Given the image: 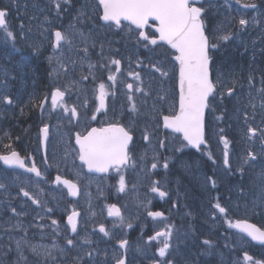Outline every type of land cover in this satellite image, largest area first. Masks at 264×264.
I'll return each mask as SVG.
<instances>
[{"label":"snow or ice","instance_id":"obj_1","mask_svg":"<svg viewBox=\"0 0 264 264\" xmlns=\"http://www.w3.org/2000/svg\"><path fill=\"white\" fill-rule=\"evenodd\" d=\"M240 0H236L239 3ZM210 3V0H209ZM54 8L56 11V18H59L64 6L71 5L72 0H53ZM205 0H97L96 9L99 19L105 22L108 27L114 26L116 29H127L129 36L135 31V40L137 45L142 46L145 49L154 51L152 46L167 45L174 50L173 59L178 65V86H179V102L178 108L173 106L169 114H161L162 126L165 129L171 130L172 133H179L182 135V141L179 147L175 148L176 152H184L185 148L192 147L197 150L202 145L207 146L208 140L205 138V114L211 112L215 115L216 108L223 105L225 96L232 97L236 92V85L238 81L235 78V74L231 80H225V73L216 68L213 63V58L210 55L212 50L219 47L221 42L229 41L232 38L231 32H224L223 28L217 29L212 34L211 38L209 34H206V19L208 9L204 6ZM199 5V6H198ZM226 8L232 7L228 0H225ZM86 7V6H85ZM244 8L256 9L258 5L255 0L250 3H245ZM9 16V9L7 7H0V30L4 32V38L11 40L13 46H15L16 34L9 29L7 17ZM36 17H33L35 19ZM88 18V12L85 8L78 10L75 20L77 22L82 19ZM124 22H127L125 24ZM151 22V23H150ZM52 21L48 15L43 17L40 23V27L43 28L44 24L51 26ZM251 23L256 24L259 21L253 18ZM238 24L241 30L246 29L250 21L245 18H240ZM24 24L21 23V34L24 32ZM70 27L75 28V25ZM152 27L155 29V33L149 35L145 29ZM31 31V28L28 29ZM158 33V35H156ZM55 49L61 50L62 42L66 45H71L72 40L68 35L62 31H55ZM80 35L83 37V33ZM95 47V44L92 45ZM34 48L39 52V46L34 45ZM85 56L88 55V48L82 49ZM101 55H103V45H101ZM107 63H101V69H108L111 72L110 65H115V71L107 76L108 81L111 82V86L114 88L117 83V75L121 71V61L113 58H104ZM49 64L54 61L59 65V70H65L66 66L61 62L60 58L55 54L48 57ZM158 62H150V67L159 73L160 77L166 78L169 76V72L164 69L163 66H157ZM143 64L142 60H137V65ZM90 69L96 68L95 64H89ZM175 67V66H174ZM59 70L57 68L52 69V75L58 76ZM215 74V75H214ZM93 80L96 79L95 75L90 72ZM129 76L133 77V83H126L125 88L127 90V101L129 104V111L132 114H139L140 108L137 106L135 93H141L142 96H149L151 93L146 92L142 87L143 80L141 79L139 72H129ZM9 73L4 71L5 79L0 81V103L5 105H12L14 100L11 95L7 93ZM82 79L87 80L88 76H83ZM254 75L249 74L248 84L249 88L255 87ZM134 84L136 85L134 87ZM96 99L99 101L98 106L94 110V114L90 117L91 120H96L97 114L103 113L108 115V96L115 95V93H109L105 83L100 82ZM68 92L67 88L62 89L56 86L50 95V107L55 110L60 108L64 113H70L69 122L73 118L80 119V113L75 106L69 107L65 102V96ZM249 99L247 101L246 108L243 110L242 115L247 131L245 133L247 140L251 142L259 141V152L253 151L249 148L246 154L241 158L238 166L235 167L230 163L229 147L230 141L227 136L223 135L224 129H219V140L223 143L222 164L224 169L229 174L234 172L239 173L241 179H243L246 170L255 166L258 162L264 161V126L253 127L249 123V120H255L257 114V108L260 113L264 114V76L260 78V87L255 89V95L251 91L248 93ZM49 97L46 96L39 105L41 112L44 111V104L48 102ZM160 101L167 99L166 95L158 96ZM259 101L257 104L256 101ZM145 104L146 100L143 101ZM35 106V105H34ZM153 109L156 112H160V109L156 108L155 104ZM247 109H251L249 114ZM23 111V110H21ZM216 120H223V116H215ZM159 126V125H158ZM45 140L49 136V126L47 124L40 130ZM143 139L148 141L150 135L145 129ZM133 142L132 125L125 127L118 120H109L106 123H102L100 127H91L90 130H86L84 133L77 132L75 134V143L79 146L77 150L78 159L82 162L83 166H86L89 172L104 173L115 172L118 176V191L124 192L126 188L125 177L123 172L132 161L130 155L129 146ZM161 148L165 147V141L162 139L159 141ZM10 147V146H8ZM213 164L215 160L210 151L205 153ZM155 159V158H154ZM0 160L10 166L24 168L26 171L34 173L36 177H42L40 169L35 166L33 162L31 167L25 164L24 158H21L19 153L11 151L8 155H0ZM164 169L169 167V158H165L160 165ZM184 166L191 167V165L184 163ZM158 167V162L151 164L152 169ZM80 175L79 171L75 173ZM256 181H258V196L253 201V211L259 207L261 212H264V167L261 171L256 173ZM56 184H63L68 188L71 196L79 195V188L76 183L71 180L63 179L60 175L55 177ZM206 182L211 185L212 188H216L217 182L212 177H206ZM159 181L153 182L152 192L158 193L160 197L168 195L167 192L161 191L156 185ZM38 187V185H37ZM0 190L4 192L8 191L7 186L4 183H0ZM42 191V189L40 190ZM243 192V189H240ZM20 194L23 197L31 201L37 208L46 209L47 213H51L52 209L47 208L42 201L34 196L31 192L25 190L23 187L19 189ZM216 203L213 204L214 214L218 211L219 214H224V219L228 223L229 227L239 229L240 232L246 233L254 241H258L264 244V228L257 227L255 224L249 223L247 220H237L233 223L227 217L228 209L221 205L220 198L215 197ZM7 211L14 217H21L27 215V211H17L16 207H13L10 201H6L3 205ZM108 216L115 217L123 224L125 218L121 212V209L117 205L112 204L108 206ZM149 216L153 218L164 217L163 212H149ZM191 215V213H189ZM80 213L73 210L71 215L67 217V224L70 226L71 235H65L63 237L64 244L61 246L58 243H53L51 246L42 244H33L29 241L27 236L28 229L25 228L21 221L17 220L15 223H10L6 227H3V231L8 235L10 241L13 240L10 235L13 231H22L24 236L17 238L13 243L5 244L3 247V254L0 256V264H131L128 260V248L129 241L127 239H121L118 241L120 254L113 253L112 257L108 258V252L104 251L105 259L103 261H97L96 256L99 255V251L95 248H85V245H91L93 242L86 237L81 238L78 230V217ZM39 220H43L44 216L37 213ZM52 225L59 227L56 220L51 221ZM41 230L44 228L43 224L34 225ZM127 227L131 228L130 223ZM173 225H167L166 230L157 231L154 236L148 238V243L153 241L157 242L159 259H153L152 264H175V258L173 256L174 251H178L179 245L173 244ZM99 231L104 236H109V232L104 225H100ZM82 240V242H81ZM203 245L207 249L205 254L211 255L214 248V242L208 239L202 241ZM225 247H228L226 244ZM138 251H142L138 249ZM26 252L30 253L34 258L29 260V256ZM72 252H76V255H71ZM243 260L246 264H264V260H257L245 252ZM185 264H191L189 261H185Z\"/></svg>","mask_w":264,"mask_h":264},{"label":"rangeland","instance_id":"obj_2","mask_svg":"<svg viewBox=\"0 0 264 264\" xmlns=\"http://www.w3.org/2000/svg\"><path fill=\"white\" fill-rule=\"evenodd\" d=\"M228 2L232 5L230 9L226 8L225 0L220 3H211L208 9L210 17L207 18V29L210 37L217 31V29L221 27L223 28L224 32L232 33V38L229 41L221 42L219 47L214 50L215 66L225 73L224 78L226 81L232 79L230 74H233L234 67L238 66V59L232 58V49L241 47L246 38L245 35L249 34L251 30L264 29L262 26L264 25V6H258L256 9H251L244 8L243 5L245 3H236V0H228ZM0 4L11 9L13 15L10 18L8 26L9 29L16 34L15 46H13V42L11 40H6L4 38L3 30L0 31V81L5 79L4 71L7 70L9 73V76L7 77V93L11 95L14 100L12 105L0 103V113H7L6 117L3 119L8 122L10 126H16V122L21 119L15 109V104L17 103L16 101H18V97L21 100H24L25 104L29 103L33 97H36V93L29 91L25 84V78L29 77L30 73L32 76V71L29 70L28 59L42 57L48 61V57L55 54L66 66V71L59 70V65L55 61L49 65L52 67V69L57 68L59 70V75L55 77H67L68 82H66V85L70 88V90H72L71 83L74 81H70L69 78L77 77L79 87L78 94L81 95L83 93V89L89 88L88 86H83L81 84L82 77L88 76V78H92V75H90L91 72L95 75L99 82L105 83L109 93H115V95H112V99L108 100L110 103L108 105V108L110 109L108 115L111 117L109 119L118 120L120 122L119 117L121 115H126L127 124L125 121H123V124L127 126L132 125V130L136 131L137 140L134 147V164L136 167H140L139 169L142 170L148 166V164L146 165L145 162H138V155L144 154L143 156L145 157V154H149L147 151L157 144L160 146L159 141L163 139L165 141V147L163 148L165 156L161 158L159 165L163 163L165 158H169L168 172L170 173L171 171L174 174H177L176 188L182 191L192 190L191 182L196 180V182L201 187L208 185L206 190L224 191L227 195H229V199L226 201V206L233 207L235 211H246L248 206L253 205L252 198L255 199L259 194L256 173L260 172L261 168L264 167V161H260L252 168L247 169L243 179H241V177L238 175L236 178L239 179L238 181L227 180L228 178L222 175L224 172V166L221 163L219 166V174H221L222 177H219L216 180V188H212L211 185L206 182V178L203 176H194V168L197 169L198 174H201L200 167L202 169L203 167L201 165L199 167L197 164H190V160L187 158L188 153L186 148L182 153L175 151V148L180 146L182 140L180 138L177 139L174 136L160 134L162 127V120L160 119L161 114H169L173 106L178 108V92L177 83L175 80L177 66L172 58L173 52H171L166 46L157 45L156 47H152L155 49L152 51L137 45L136 40L133 39L132 43H134V46L130 45L129 38L135 37L133 33L130 37L126 28L124 30H118L115 27H108L100 22L97 11L93 10L96 9L97 6L96 0H72L71 5L64 6L58 19H55L56 11L53 0H0ZM81 8H85V11L88 12V18L77 22L74 18L78 10ZM45 15H48L52 21L51 26L55 23H58L59 21L61 22V25L63 26V30L61 31L70 37L72 40L71 45L62 44V48L59 51L54 49L53 45L50 44L51 40L53 41V37L49 35V24H44L43 26L48 29V32L47 29L40 28V23ZM33 17L36 18L33 19ZM242 17L250 21L249 26L244 30H241L238 24V20ZM253 18H256L259 23H251ZM21 23H23L25 26L23 35L21 34L20 29ZM71 25H75V28L70 27ZM29 28H31L30 32L28 31ZM81 32L84 34L83 37L80 35ZM123 42L126 43L124 49ZM93 44H95V47L92 46ZM34 45L39 46V52L35 50ZM101 45H103V55H101ZM85 47L88 48L87 56H85L84 52L82 51V49ZM108 57L121 61V71L117 75V83L114 88L111 86V82L108 81L107 76L115 71V65H110L111 72L107 68H100L101 63H107L104 58ZM138 59L143 61V64L140 66L137 65ZM150 62H158L157 66H163L164 69L169 72V76L166 78L160 77L159 73L155 72V70L150 67ZM89 64H95L96 68L90 69L88 67ZM129 72H139L141 79L143 80L142 87L146 90V92L151 93V95L147 97L142 96V94L138 92L134 94L137 106L140 108V113L138 115L132 114L129 111L127 95L125 98H123L125 101L123 100L122 104L117 103L118 89L122 87L123 93L126 94L127 90L125 88V84L133 83V77L128 75ZM51 73L52 72L49 73L50 78L54 76ZM36 75L38 76V73ZM236 79L238 80V76H236ZM135 86L136 85L134 84V87ZM0 87H2V85H0ZM91 87L95 88V85H92ZM249 91L255 95V89H250L248 87L246 89L238 90V92L233 95L234 97L232 96L233 98L227 100L225 108L228 112L231 111L233 116H229L228 118L227 115H222L224 113L221 112L219 106L216 108V111H219V113L215 111V115H213V119H215V116L220 115L225 117L223 120L229 119L226 125L232 124L234 127L237 125L244 127L242 131H240V135L243 136L244 143L240 141V145H238L240 158H238L236 152L230 153V163H232L234 167L239 165L241 158L246 154L249 148L256 152H259L260 150V142L257 140L250 143L245 135L247 128L244 123L242 112L246 108L247 101L249 99ZM73 93H75V91L71 94L73 95ZM160 95H166L167 99L165 101H160L158 99V96ZM109 97H111V95ZM84 98L91 105V100L86 95V93ZM144 100L147 101L146 104L143 102ZM256 102L258 104V100ZM154 104L156 108L160 109V112L154 111ZM247 110L249 114H251V109ZM86 120L91 122L90 116H85L82 118L83 122ZM215 121L217 122L216 119ZM263 121L264 116L257 113L255 120H249V123L251 126L258 128L263 124ZM23 127H27V125L24 123ZM145 129H147V132L150 135V139L148 141L143 139ZM24 131L25 130L23 129L21 130L19 135L20 139L30 138L32 136L31 132L28 131V134H25ZM17 133L18 131L15 134ZM238 136L239 131H237V133H233L232 135L234 139H237ZM65 137V134H59L56 130L53 141L56 140L58 143H63L65 141ZM10 139H12V136H5L0 124V141H7ZM254 146L257 148L254 149ZM205 151L206 150H204L200 155L196 156V159L200 164L204 163L203 159L206 156V154H204ZM216 152L219 154L218 156L222 155L220 150H216ZM53 156L57 160L61 159V157L56 152H53ZM185 162L191 165V167L186 168L184 166ZM138 171H135L134 168H132L130 179L128 180L129 187H126V194L128 195L130 192L132 197L128 203H125L123 208L125 222L121 224L117 219H114L111 227L109 228V234L111 235L120 234L114 230L117 227H119V229H121V227H126L128 233L133 234L134 239L131 243L130 251H128L130 254L129 261H131V264H144L146 261L152 262L153 259H156V256L158 255V251H155L154 247L148 243V241H145V227L142 226L144 221L141 219V216L144 217L146 209V203L142 201V195L148 191L147 189L151 181L147 182L142 180L144 175H137L136 172ZM19 182H16V180L7 173H0V183H4L8 189L11 187L10 185H18L20 188L23 187L25 190L31 192L34 196H37V198H39L42 201V204H45L47 208L52 209L51 213H47L46 209L37 208L36 205H33L31 201L26 198L30 203L32 214L34 216L31 227H35V224H41L39 221H37V213L43 215L45 218H47V220H56L59 225L57 228L56 226L52 225V223L47 224L48 222H46L43 224L44 228L42 230L35 227L37 235L39 237L48 239L43 240L44 243L48 242V244H46L48 246H51L53 243H58L63 246L64 242L60 237L62 229L60 218L57 214L53 213L54 211H61L62 209L60 195L53 192L42 196V191H40L42 189L40 188L41 182L37 179H33V181L23 179ZM92 184V179H89L85 182V186L87 188H90ZM240 189H243V192H241ZM5 195L7 194H5L4 190H0V203L3 202V197ZM213 197L219 196L214 194ZM83 200L86 202V206L89 209L88 212H94L92 207L95 203L93 201L96 199L90 196H85ZM190 207H192V209L195 207L194 201L191 202ZM97 208L100 213L104 209L108 210V206L103 208L102 204L100 207L97 206ZM201 210L204 211L202 205ZM1 219L2 217L0 215V221ZM128 223L132 225L131 228L127 227ZM211 224V231L214 233L213 235L215 237H219L216 235V233L219 232V225H217L216 222H211ZM155 225L156 229L161 231L166 229V226L169 224L156 222ZM180 226L191 233H195L197 237H201L199 235V230H196L192 224L187 227L181 224ZM139 227L142 228L140 229ZM181 233H183L181 229L178 230V234L175 229H173V239H179L181 237ZM95 234L99 235L100 233L95 230ZM125 235L126 233H122L120 234V237ZM6 237L7 240L3 237V235H0V256L3 254L4 245L11 243L9 242L8 235ZM92 240L93 245H85L84 247L95 248L99 251V255L96 256L97 261H103L105 259L104 251L108 252L109 259L112 257L113 253L117 255L120 254V249L117 250L114 244L105 246H103L104 244L97 245V240L94 238H92ZM152 243L157 242L153 241ZM138 249L142 251H138ZM28 256L30 261L34 259L31 258L32 256ZM5 264H8V262L6 261Z\"/></svg>","mask_w":264,"mask_h":264},{"label":"flooded vegetation","instance_id":"obj_3","mask_svg":"<svg viewBox=\"0 0 264 264\" xmlns=\"http://www.w3.org/2000/svg\"><path fill=\"white\" fill-rule=\"evenodd\" d=\"M242 1L252 2V0ZM255 3L258 6H264V0H255ZM204 6L206 7V5ZM207 8L209 9L208 6ZM10 15L11 10L9 9V16L7 18L10 19ZM55 19L58 18L55 17ZM262 26L264 27V25ZM43 29L47 28L43 27ZM48 29L50 33L49 35L53 37V41L51 40L50 44L55 47L54 32L57 30H63V26L59 21L52 26L49 25ZM133 35L135 36V31H133ZM245 37L246 38L241 47L232 49V58L238 59V66L234 67L235 78L238 76V80L236 79L238 81L236 85L237 91L249 87L248 76L250 73L254 75V89L260 87V78L261 76H264V29H253L249 32V34H246ZM130 45L134 46V43H131ZM48 64L49 63L38 59H33L31 61L30 65L33 73L32 76L25 80V84L29 91L36 93V97H33V99L27 104H25L24 100H21L18 97V101H16L17 103L15 104V109L19 116L23 117V120H21L22 122H16V126L14 127L10 126L9 124L2 123L1 129L5 133V136H12V139L0 141V154L17 150L20 153V156L24 158L25 164L28 167H31L34 162L35 166L40 169L43 175L42 177H36L34 173L28 172L24 168H7L4 167L1 162L0 173H7L13 179H15L16 182H19L23 179L28 181L37 179L41 182L40 188H42V196L53 192L60 195L62 209L61 211H54L53 213L57 214L60 218L62 228L60 237L63 242V237L65 235H71L70 226L67 224V217L71 215L73 210H75L80 213V216L77 218V230L81 238L86 237L91 241H93L92 238H94L97 240V245L104 244L103 246H105L114 244L117 250H119L118 241L121 239H127L129 241L128 251H130V246L134 237L133 234L128 233L126 227H121V229L117 227L114 229L120 234L126 233V235L123 237H120V234H110L106 237L99 231L100 225H104L106 230L109 232V228L111 227L113 220L117 218L108 216V210L105 209L100 213L97 206L100 207L102 204L103 208H105L106 206L115 204L121 209L123 214L125 203L130 201L132 195L130 192L128 195L126 194V188L124 192L118 191V176L115 172H110L103 175L91 174L88 172L86 166L82 165L77 155L78 145L75 143V134L77 132L84 133L92 126L100 127L102 123L112 120L109 119L111 118L109 115L105 116L103 113H99L97 114L96 120H91L92 123L90 125L89 120H86L85 122L82 121L83 117H91L94 114V110L99 103V101L96 99V95L98 94L96 90L98 89L100 82L97 78L95 80H93V78H88L87 80L82 79L81 84L83 86H88L89 88H82L83 93L79 95L77 77L69 78L70 81H74L71 83L72 90H70V88L66 85V82H68L67 77L57 78L53 76L48 78L46 76V71H48V75L50 72H52V67ZM37 73L38 76L36 75ZM175 80H177V72ZM92 85H95V88L91 87ZM56 86H59L62 89H68V92L65 96V102L69 107L75 106L77 108V111L80 113L79 120L73 118L71 122H69L70 113H64L60 108H56L55 110L51 109L49 94ZM74 91L75 93L72 95L71 93ZM85 93L91 100V105L87 100H85ZM46 96H48L49 99L48 102L44 104V111L41 112L39 105ZM109 96L107 98L108 105L110 104L108 100L112 99V95L111 97ZM125 97L126 94L119 89L117 103L122 104L124 100L123 98ZM227 99L228 97L225 96L223 105L226 104ZM223 105L219 106L221 112L224 113L222 115H227L228 117L233 116L231 111H227V113L226 110H224ZM216 112L219 113V111ZM257 113L264 116V114L260 113L259 108H257ZM6 115L7 113H0L1 117H6ZM224 118L225 117L223 116V119ZM119 119L120 123L123 124V121H125L127 124L126 115H121ZM206 121V139L208 140V147L203 148L199 152H196L194 149L186 148L188 153L187 158L190 160V164H197L199 167L200 165L203 167V169L200 167L201 174H198L197 169L194 168V176H203L204 178L212 177L213 179L217 180L219 177H222L221 174H219V166L222 163V155L218 156L219 154L216 152V150H220V152L223 154V143L219 140V129H224L223 135L227 136L230 141L229 158L230 153L234 152H236L238 158H240L238 145H240V141L244 143L243 136L240 135V131H242L244 127L239 125L234 127L232 124L226 125L229 119L217 120L216 122L215 119H213V114L211 112L207 113ZM24 123L27 125V127H23ZM45 124L49 126L50 135L46 147H44L41 142L40 131ZM124 126L129 127L127 125ZM262 126H264V121L260 127ZM22 129L25 130V134H28V131L31 132L32 136L30 138L20 139L19 135ZM54 130H59L60 133L66 135L65 141L63 143H58L56 140L53 141ZM17 131L18 133L15 134ZM237 131H239V136L237 139H234L232 135L233 133H237ZM132 134L134 135V140L130 148V155L132 157V161H134V147L137 140L136 131L132 130ZM160 134L174 136L177 139L180 137V135L163 130L162 127ZM255 148L257 147L254 146V149ZM163 150L164 149L157 144L150 149L147 157H143L142 154L138 155V162H145L146 165L148 164V166L143 170V180L147 182L151 181L147 189L148 191L142 195V201L146 203L144 217L141 216V219L144 221L142 226L145 227V241L147 242L148 238L150 236H154L158 231L155 225L156 222L168 223L174 226L177 234L179 229L183 231V233L180 234L181 237L179 239H173V244L179 245L178 251L173 252L175 264H185V261H189L191 264H246V262L243 260L245 252L257 260H264V244H259V242L252 240L250 237H247L245 233L240 232L239 229L229 227L228 223L224 219V214H219L218 211L214 214V209L212 206L216 203V200L213 196L214 194H217L220 197L219 202L222 206L228 209L227 217L233 223H235L237 220H247L249 223L264 228V212H261L259 207L255 208V211H253V205L248 206L246 211H235L233 207L226 206V201L229 199V195H227L224 191L206 190L208 185L201 187L196 182V180L191 182L192 190H179L176 188L177 174H174L171 171L169 173L168 168L164 169L159 165V161L165 156ZM204 150H209L211 152L215 160V164H213L212 160H210L207 155L203 159V164L198 162L196 156L200 155ZM53 152L58 153L61 159L57 160L54 158ZM153 162H158V167L156 169L151 168V164ZM132 168H134L135 171H138L139 169V167H136L134 163L130 162L129 166H127L123 172L127 188L129 187L128 180L130 179ZM77 171L80 173L79 176L75 174ZM57 175H60L63 179H68L73 183H76L79 188V195L71 196L67 187H65L63 184H56L54 181ZM222 175H224L226 178H228L227 180L230 181L239 180L236 179L239 175V173L236 172H234V174H229L224 169ZM89 179H92L93 184L90 188H87L85 186V182ZM156 181H159L156 187H158L161 191L167 192V196L160 197L158 193L152 192L151 189L153 187V182ZM10 186L11 187L8 189V191L5 192L7 195L3 197V202L0 203V205H3L6 201H10L12 206L17 208V211H27L28 214L21 217H14L9 211L6 210V208L0 206V215L2 217L0 221V235H3V237L7 240L6 236L9 234H6L3 231V227H6L8 224L15 223L17 220H19L22 222L23 226L28 229L26 238L29 241H31L33 244H48V242H43V240L48 239L39 237L35 227H31V223H33L34 220L32 208L29 201L20 195V187L18 185ZM44 189L47 190V192L43 191ZM85 196H90L96 199L93 201L95 203L92 207L94 212H88L89 209L86 206V202L83 200ZM252 200L254 201L256 198H252ZM192 201L195 203V207L193 209L190 207ZM201 205L204 208V211L201 210ZM156 211L163 212L164 217L153 218L148 215L149 212ZM189 213H191V215H189ZM37 221H39L41 224L46 222H48L47 224H51V219L47 220L45 217L43 220L37 219ZM211 222H216L217 225H219V232L216 233V235L219 237H215L213 235L214 233L211 231ZM180 224L186 227L192 224L196 230H199V235L201 237H197L195 233H191L190 231L181 227ZM139 228L141 229L142 227ZM95 230L100 234L96 235ZM10 235L12 236L13 240H9V242L13 243L15 239L24 236V233L22 231H13ZM205 239L214 242L215 246L212 249L211 255L205 254L207 249L202 243V241ZM150 244L154 247L155 251H157L158 247L160 246L158 243L151 242ZM226 244L228 247H225ZM26 255L31 256V254L28 252H26ZM71 255H75V252H72ZM127 255L129 260V252ZM156 259H159L158 255L156 256ZM148 262L146 261L144 264H147ZM148 264H152V262H149Z\"/></svg>","mask_w":264,"mask_h":264},{"label":"water","instance_id":"obj_4","mask_svg":"<svg viewBox=\"0 0 264 264\" xmlns=\"http://www.w3.org/2000/svg\"><path fill=\"white\" fill-rule=\"evenodd\" d=\"M127 23V22H126ZM151 23V22H150ZM154 31H155V29L154 28H152ZM145 31H146V29H145ZM157 35H158V33H157ZM167 46V45H166ZM169 47V46H168ZM170 48V47H169ZM171 49V48H170ZM172 50V49H171ZM174 51V50H173ZM178 93H179V86H178ZM178 102H179V98H178ZM165 129V128H164ZM169 130V129H168ZM171 131V130H170ZM177 134H179V133H177ZM182 136V135H181ZM192 148V147H191ZM195 149V148H194ZM197 150V149H196ZM2 162H3V160H1ZM3 165H5V166H8V165H6L4 162H3ZM8 167H10V166H8ZM250 237V236H249ZM258 242V241H257ZM260 243V242H259Z\"/></svg>","mask_w":264,"mask_h":264},{"label":"bare ground","instance_id":"obj_5","mask_svg":"<svg viewBox=\"0 0 264 264\" xmlns=\"http://www.w3.org/2000/svg\"><path fill=\"white\" fill-rule=\"evenodd\" d=\"M18 121L22 122L21 120H18ZM76 145H77V144H76Z\"/></svg>","mask_w":264,"mask_h":264}]
</instances>
